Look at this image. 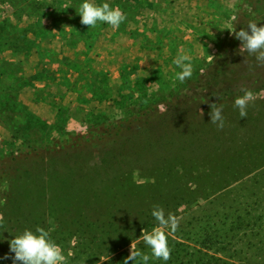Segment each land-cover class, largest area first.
<instances>
[{"label":"rangeland","instance_id":"obj_1","mask_svg":"<svg viewBox=\"0 0 264 264\" xmlns=\"http://www.w3.org/2000/svg\"><path fill=\"white\" fill-rule=\"evenodd\" d=\"M83 2L0 0V155L30 151L21 167L32 172L23 197L16 186L0 197V221L22 222L19 234L44 228L67 264H123L131 244L151 256L139 237L157 226L159 205L179 220L167 233L172 264H264V78L243 88L256 97L246 118L233 107L243 92L225 94L209 78L255 0H90L119 7L118 29L82 25ZM185 53L193 72L180 82L174 59ZM177 94L190 96L180 120L167 111ZM213 103L222 130L211 124ZM132 118L99 143L106 125ZM76 137L81 146L61 150ZM146 137L156 149L132 148ZM60 201L75 220L64 233L49 209ZM238 216L256 220L234 229Z\"/></svg>","mask_w":264,"mask_h":264},{"label":"clouds","instance_id":"obj_2","mask_svg":"<svg viewBox=\"0 0 264 264\" xmlns=\"http://www.w3.org/2000/svg\"><path fill=\"white\" fill-rule=\"evenodd\" d=\"M79 16L81 24L88 27H95L97 22L110 25L113 29H118L120 24L126 20L125 14L119 7H111L108 3L96 5L90 0H84L79 6ZM250 21L247 28H242L239 32L234 31L235 38L241 41L242 47L249 55L255 56L257 62L264 64V26ZM174 64L180 71L176 74V79L184 82L190 79L193 72L191 56L187 53L177 55ZM242 96L235 99L233 107L239 110L241 118L247 117L249 104L255 100L254 93L249 89H241ZM211 111V124L218 130H222L225 125V118L222 115V106L213 103L209 105ZM152 216L157 221V226L150 232L142 229L140 239L150 249L151 256L141 250H134L131 244L130 255L123 261V264H148L151 258L168 261L171 258V249L168 246V232H175L179 225L178 218L171 212L165 214V210L159 205H153ZM2 219V217H0ZM9 249L14 253L11 258L13 264H67V258L63 249L51 238L48 231L37 227L35 232L25 229L21 234L14 236L9 241Z\"/></svg>","mask_w":264,"mask_h":264},{"label":"trees","instance_id":"obj_3","mask_svg":"<svg viewBox=\"0 0 264 264\" xmlns=\"http://www.w3.org/2000/svg\"><path fill=\"white\" fill-rule=\"evenodd\" d=\"M255 3L257 4L258 8L255 15H253L254 13H244L243 15L238 17L235 21L234 31L239 32L242 28H247V25L250 21L257 23L258 27L264 26V0H255ZM241 45V41L237 40L233 33L231 43L223 52L222 57L214 61L212 71L209 73V78L211 79V81L215 82L216 85L220 84L221 88H223V90L225 91V94L229 93V91L232 92V95L236 94L237 92L242 93L241 89L245 88L247 85L263 80L264 78V64H260L259 62H257L255 56L249 55L245 50H240L239 48ZM202 96L203 95L200 94L197 99H201ZM175 97V101L172 100V102L167 103V111L169 110V108L174 111V115L172 116V118L174 117V120L184 119V116L182 114V106L184 105L186 100H189L190 96L184 95L182 97V95L177 94ZM148 113H152L154 114V117H157L160 114V110L156 105L155 107H150L148 109ZM133 121H135V118L122 121H114L112 124L106 125L107 128L102 129L101 132H99V135L102 136L100 137L101 140L99 141V143L103 144L105 142L104 140H107L112 130H117V132L115 133L118 134V130L122 131V129H126L128 124ZM109 129L112 130L110 131ZM76 138L77 141L75 144H73L72 140L69 142H65H72L71 144L73 145L64 143L61 144L63 147L61 150L65 148L71 149L77 146H81L83 143L80 140H84V138ZM136 140L134 143H131L134 144L132 145V148L137 147L138 151L146 152L150 149V147H153L155 149L157 148L155 141H153L149 137H146L144 139L136 138ZM86 141L87 143H90V139H87ZM160 147L163 149H167V146L164 144H161ZM29 152L0 155V197H3L4 199L9 198L13 194L12 189H14V186L18 187L19 191H17V195H21L22 197L24 196L22 190L24 189L23 185L26 184L25 178L26 175H30L32 174V172L29 171L30 168H26L23 166L21 167V161L29 157ZM27 200L24 198L22 200L23 202L21 201L19 204V209L22 213L30 210L31 203L29 200ZM49 209L55 213L56 218L59 222V229L61 231H67L71 226H75V224L73 223V221L75 220L66 215H69V210L66 209L65 203L60 201L59 203L51 204L49 205ZM254 220H256V217L248 219L245 216H238V225L234 229H238L240 227L239 224L242 225V223H246L247 221L251 222ZM21 223L22 222L17 225L14 224L13 226H9L7 223L0 221V264H5L6 260L11 259H6L5 257H14V253H11L9 249V241L13 239L14 236L19 234L17 230L22 228ZM117 224L119 225L118 221H113L108 224L102 223L101 226L103 227L105 225V233H112L117 229ZM89 225L90 223H87L86 227L80 226V228L82 230H86L89 228ZM65 231H63V233ZM165 264H172V262L168 260Z\"/></svg>","mask_w":264,"mask_h":264}]
</instances>
